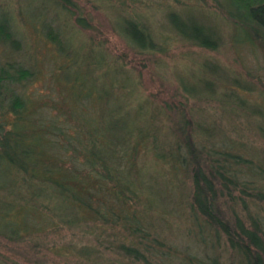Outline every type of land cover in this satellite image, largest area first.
I'll return each instance as SVG.
<instances>
[{
	"label": "rangeland",
	"instance_id": "374dc122",
	"mask_svg": "<svg viewBox=\"0 0 264 264\" xmlns=\"http://www.w3.org/2000/svg\"><path fill=\"white\" fill-rule=\"evenodd\" d=\"M173 15L210 31L213 48L182 38L171 25ZM128 21L149 35L151 47L139 48L127 38L122 28ZM0 24L15 40L0 41V69L20 78L1 86L0 141L8 131L15 147L25 137L45 162L59 150L50 147H66L69 139L51 144L33 123L48 127L53 120L58 126L70 121L75 147H114L113 137L120 136L114 127H124L131 140L139 129L149 133L157 147H186L187 137L192 147L218 148L228 145L220 137L229 134L243 145L236 148L243 157L255 163L264 159V33L250 40L256 32L243 20L239 0H0ZM80 87H87V97L82 91L76 95ZM11 94L31 99L32 108L16 123ZM58 132L46 130L54 141ZM138 163L144 195L153 211L161 212L156 221L174 252L175 260L166 264H187L191 256L197 263L208 256L217 264L237 262L223 236L210 247L206 232L189 219L183 199L191 190L190 177L175 175L170 165L143 152ZM62 171L60 177H68L70 171ZM18 178L0 163V186ZM16 190L0 188L1 228L24 230V224L38 223L25 227L43 230L31 236L0 230V264H72L67 232L49 230L47 212L18 207V199L29 196ZM50 196L41 193L37 202H49L52 213L60 214V199ZM221 209L229 217L230 208Z\"/></svg>",
	"mask_w": 264,
	"mask_h": 264
},
{
	"label": "trees",
	"instance_id": "16d2710c",
	"mask_svg": "<svg viewBox=\"0 0 264 264\" xmlns=\"http://www.w3.org/2000/svg\"><path fill=\"white\" fill-rule=\"evenodd\" d=\"M239 4L243 20L249 27L253 25L251 29L257 33L250 40L257 41L259 31L264 33V0H239ZM170 22L182 38L204 48H213L211 33L202 25L177 15L171 16ZM122 29L139 48L152 46L149 35L135 22L128 21ZM50 38L59 42L55 36ZM0 41L15 42L7 25L0 24ZM17 71L21 77V70ZM19 80L0 69V90L3 83H17ZM84 88L80 87L76 95L81 96L79 92L82 91L83 97H87L89 93L83 94ZM9 99L11 112L16 115L14 123L23 120L32 108L31 99L25 101L14 94ZM68 125L64 122L58 126L54 120L48 127H38L33 123L36 131L44 134L51 144H61L64 136L69 139L65 141L66 147H50L51 150H59L52 156L48 155L45 162L37 147L30 145L25 137L17 139L16 147L14 141L11 144L13 137L8 131L0 141V163L10 167L11 171L15 170L19 178L0 188L6 187L11 192H15V188L16 193L27 191L29 198H19L17 206H30L38 212H47L48 229L56 231L61 228L67 232L64 236L65 250L73 257L72 264H166L175 260L172 246L156 221L162 218V214L153 211L154 206L144 195L143 182L138 180L143 168L138 163L142 152L155 161L170 165L175 175L181 172L183 176L190 177L191 190L183 200L187 199L185 207L189 219L202 234L206 232L208 239L205 244L212 247L223 236L237 259L230 264H264V159L255 163L239 154L236 148L243 145L235 137L221 135L222 143L226 140L228 145L218 148L192 147L187 137L186 147H157L154 141L150 143L153 136L149 133L139 129L131 140L126 128L117 130L114 127L116 134L120 133L118 138L113 137L114 147L84 148L74 146ZM47 129L59 131L55 137L57 141L49 138ZM125 143H128L126 147ZM62 170L70 171L68 177H60ZM73 175L82 180L76 182L70 177ZM41 193L50 194L52 200L60 199V214L52 213L49 202H37ZM7 205L11 206L8 200ZM222 205L230 208V218L222 212ZM0 213L5 218V213ZM37 224L26 223L24 230L0 226V230L6 228L10 235L31 236L43 229L38 227L29 232L25 226ZM60 249L63 252L62 246ZM188 259L185 261L187 264H217L215 257L208 256L209 261L203 263L195 262L192 256Z\"/></svg>",
	"mask_w": 264,
	"mask_h": 264
}]
</instances>
